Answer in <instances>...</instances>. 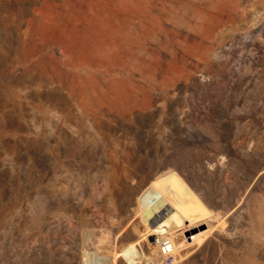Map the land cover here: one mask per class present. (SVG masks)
I'll list each match as a JSON object with an SVG mask.
<instances>
[{"label":"rangeland","instance_id":"1","mask_svg":"<svg viewBox=\"0 0 264 264\" xmlns=\"http://www.w3.org/2000/svg\"><path fill=\"white\" fill-rule=\"evenodd\" d=\"M165 238L264 264V0H0V264Z\"/></svg>","mask_w":264,"mask_h":264},{"label":"built area","instance_id":"2","mask_svg":"<svg viewBox=\"0 0 264 264\" xmlns=\"http://www.w3.org/2000/svg\"><path fill=\"white\" fill-rule=\"evenodd\" d=\"M183 233H186L184 236L188 241L192 239V233H187V231H184ZM160 253L163 255V263L169 264L172 262L173 258L170 252V247L168 245L167 241H162L159 246Z\"/></svg>","mask_w":264,"mask_h":264},{"label":"bare ground","instance_id":"3","mask_svg":"<svg viewBox=\"0 0 264 264\" xmlns=\"http://www.w3.org/2000/svg\"><path fill=\"white\" fill-rule=\"evenodd\" d=\"M202 229V228H201ZM185 231H187V230H185ZM189 231V230H188ZM192 234H193V232H191ZM184 236V235H183ZM186 239V238H185ZM167 241L168 242V245H169V247H170V252H171V255H172V252H173V244L170 242V240L169 239H167V238H165V239H162V240H160V241H158L157 243H154L155 244V246L157 247V254H158V256H163L161 253H160V250H159V246H160V243L162 242V241ZM187 240V239H186ZM194 240V234L192 235V239L190 240V241H193ZM188 241V240H187Z\"/></svg>","mask_w":264,"mask_h":264},{"label":"water","instance_id":"4","mask_svg":"<svg viewBox=\"0 0 264 264\" xmlns=\"http://www.w3.org/2000/svg\"><path fill=\"white\" fill-rule=\"evenodd\" d=\"M185 235H186V233H185Z\"/></svg>","mask_w":264,"mask_h":264}]
</instances>
